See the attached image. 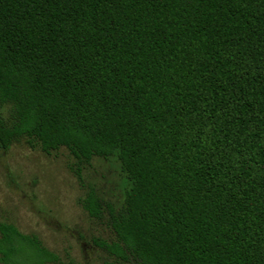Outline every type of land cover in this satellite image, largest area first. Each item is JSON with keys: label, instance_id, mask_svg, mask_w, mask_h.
I'll list each match as a JSON object with an SVG mask.
<instances>
[{"label": "trees", "instance_id": "trees-1", "mask_svg": "<svg viewBox=\"0 0 264 264\" xmlns=\"http://www.w3.org/2000/svg\"><path fill=\"white\" fill-rule=\"evenodd\" d=\"M15 145L73 158L103 264H264V0H0ZM0 264L80 263L0 215Z\"/></svg>", "mask_w": 264, "mask_h": 264}, {"label": "rangeland", "instance_id": "rangeland-1", "mask_svg": "<svg viewBox=\"0 0 264 264\" xmlns=\"http://www.w3.org/2000/svg\"><path fill=\"white\" fill-rule=\"evenodd\" d=\"M73 158L63 150L48 156L39 150L15 145L0 150V215L25 233H35L62 256L80 264H103L94 238L104 229L78 205L83 190L69 169ZM85 172L87 184H96L110 197H120L121 178L115 163L96 161Z\"/></svg>", "mask_w": 264, "mask_h": 264}]
</instances>
